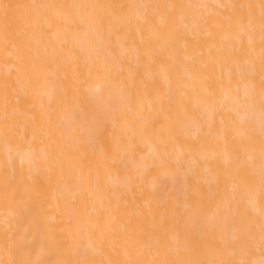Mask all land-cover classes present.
Segmentation results:
<instances>
[{"label":"bare ground","instance_id":"bare-ground-1","mask_svg":"<svg viewBox=\"0 0 264 264\" xmlns=\"http://www.w3.org/2000/svg\"><path fill=\"white\" fill-rule=\"evenodd\" d=\"M0 264H264V0H0Z\"/></svg>","mask_w":264,"mask_h":264}]
</instances>
